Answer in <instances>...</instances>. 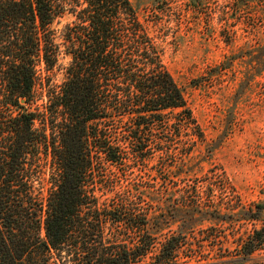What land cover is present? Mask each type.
Returning <instances> with one entry per match:
<instances>
[{
    "label": "trees",
    "instance_id": "obj_1",
    "mask_svg": "<svg viewBox=\"0 0 264 264\" xmlns=\"http://www.w3.org/2000/svg\"><path fill=\"white\" fill-rule=\"evenodd\" d=\"M251 62L239 91L264 73ZM184 135L204 141L131 0H0V264H264V225L234 249L217 232L192 244L205 221L235 228L236 206L215 200L224 174L212 171L209 193L182 174ZM153 158L161 177L144 184L133 168Z\"/></svg>",
    "mask_w": 264,
    "mask_h": 264
},
{
    "label": "rangeland",
    "instance_id": "obj_2",
    "mask_svg": "<svg viewBox=\"0 0 264 264\" xmlns=\"http://www.w3.org/2000/svg\"><path fill=\"white\" fill-rule=\"evenodd\" d=\"M131 1L141 21L163 46L165 63L184 88L204 134V141L192 146L193 162L186 169L189 173L182 171V174H198V179L206 184L207 193V180L212 171L224 174L219 183L212 181L215 200L222 211L227 210L229 200L236 206V216L225 217L236 219L235 228L205 221L202 228L209 227L210 231H198L191 242L196 246L206 234L217 232L225 245L234 249L238 240L264 225V209L260 213L256 209L257 205L264 208V73L251 79L242 91L238 90L248 69L246 65L251 62L249 54L256 57L251 62L256 68L261 64L259 60H264V54L258 52L264 47V0ZM74 20L66 12L54 22L53 28L60 34ZM68 61L65 58L63 63ZM62 79L63 73L59 72L56 82ZM189 140L190 136L184 135L173 144L178 152L190 151ZM158 160L139 162L133 168L144 184L159 181L161 163ZM127 175L125 171L121 174L122 178ZM171 191L166 195L168 201L179 196V192ZM243 208L249 211L247 215L242 212ZM253 216L259 219L253 220ZM176 228V225L172 227ZM163 239L161 235L158 241ZM256 255L264 258V249Z\"/></svg>",
    "mask_w": 264,
    "mask_h": 264
}]
</instances>
